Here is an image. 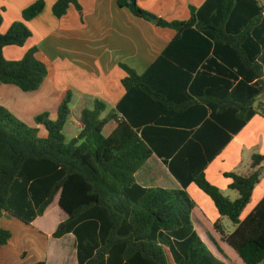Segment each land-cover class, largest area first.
I'll return each instance as SVG.
<instances>
[{
  "label": "trees",
  "instance_id": "obj_1",
  "mask_svg": "<svg viewBox=\"0 0 264 264\" xmlns=\"http://www.w3.org/2000/svg\"><path fill=\"white\" fill-rule=\"evenodd\" d=\"M119 4L138 17L156 18L159 26L176 30L175 38L142 75L121 64L128 74L123 80L126 95L116 108L96 100L94 108L83 110L82 130L70 141L64 130L70 120L71 92L55 117L50 112L35 117L46 128V137L0 105V221L15 207L17 216L30 223L60 194L68 218L54 237L76 235L80 264H169L170 257L174 264H227L194 228L196 203L187 188L195 183L220 216L235 225L228 233L221 220L215 222L224 241L245 264L264 263V198L241 218L264 173V154L253 155L248 175L225 173L237 199L226 196L205 173L256 114L264 117V104H258L264 95V6L259 0H208L200 8L191 6L189 20L167 21L136 0ZM72 5L81 9L78 0H57L54 14L61 18ZM44 8V1H36L23 11V21L13 23L4 34L0 31V85L33 92L48 77L49 67L36 58L37 48L17 61L3 54L5 47L27 42L32 31L26 22ZM2 23L0 8V28ZM145 75H197L190 91L198 99H184L175 89L170 95L160 93ZM198 75L212 77L204 80L205 91ZM142 96L153 110L139 106ZM111 120L118 126L106 136L103 131ZM152 121L169 127L141 128ZM154 153L164 158L182 188H147L136 181L135 174ZM11 238L0 223V248Z\"/></svg>",
  "mask_w": 264,
  "mask_h": 264
},
{
  "label": "crops",
  "instance_id": "obj_2",
  "mask_svg": "<svg viewBox=\"0 0 264 264\" xmlns=\"http://www.w3.org/2000/svg\"><path fill=\"white\" fill-rule=\"evenodd\" d=\"M36 1L39 0H0V8H3L1 33L8 32L13 23L23 21V11ZM42 1L45 2L44 10L26 22L32 36L23 46L5 47L3 54L7 60L17 61L30 49L37 48L36 58L48 65L49 75L41 88L33 92L23 91L13 84L0 85V105L28 126L38 127L42 137H46L48 132L43 125L36 123L35 117L44 112H50L55 117L68 92L72 93L70 120L73 110L82 114L83 110L94 108L96 100L104 101L110 108H116L127 93L123 80L128 74L121 64L144 74L163 55L177 34L172 28L161 27L152 20L136 16L127 6H120L119 0H78L81 9L72 5L61 18L53 11L57 0ZM136 1L141 8L158 18L187 21L191 17V6L200 8L208 0ZM259 1L264 6L262 0ZM168 62L174 64L175 59L170 58ZM162 63L164 62L161 61L160 64ZM145 76L150 86L160 93L170 95L175 89L184 99H198L190 91L197 75ZM198 76L199 82H203L202 90L205 91L207 88L204 80L212 77ZM141 98L139 106L143 110L148 109L150 102L143 101V96ZM259 99L264 103V95ZM149 110H153V107H149ZM68 122L64 132L70 127L73 138L77 137L82 130V122L79 121L77 125L80 126L75 128L68 125ZM108 126L110 127L107 128ZM117 126L118 121L111 120L103 133L109 136ZM144 127L169 126L152 121L142 124L141 128ZM202 152L205 156L206 150L202 149ZM258 152L264 154V117L260 114H256L235 134L208 164L205 170L207 179L226 196L237 199L239 194L229 188L231 180L225 173L250 174L252 157ZM135 178L147 188H182L164 158L155 153L135 174ZM196 187L198 186L192 183L187 188L196 203L192 211L195 230L219 259L227 264H245L235 249L217 232L215 222L221 220L228 233L234 230L226 228L225 217L220 216L212 199ZM198 198L205 201L207 206L200 205ZM263 198L264 173L241 218L245 219ZM21 211L28 214L24 207ZM17 214L18 209L10 207L1 218L2 227L12 233V238L0 248V264H35L40 261L45 264H80L76 235L68 233L60 238L54 237L59 224L68 218V214L60 206V194L55 196L43 215L30 223L23 221ZM169 264H174L171 257Z\"/></svg>",
  "mask_w": 264,
  "mask_h": 264
},
{
  "label": "rangeland",
  "instance_id": "obj_3",
  "mask_svg": "<svg viewBox=\"0 0 264 264\" xmlns=\"http://www.w3.org/2000/svg\"><path fill=\"white\" fill-rule=\"evenodd\" d=\"M262 3L264 4V0H262ZM258 104L261 103L262 101L259 99L258 100ZM264 104V103H263ZM81 121V113L80 111L78 110H73L72 111V115H71V120L68 122V125H70L72 128H75L77 125V123ZM80 126V125H79ZM78 126V127H79ZM69 127V126H68ZM110 126H108L107 128H109ZM71 128L69 127L64 133H65V136H66V139L69 141L73 138V133L71 132ZM106 132H108L106 130ZM259 153V152H258ZM198 188V187H196ZM200 190V189H199ZM235 193V192H234ZM198 201L200 203V205H204V206H207L205 201L201 200L198 198ZM225 226L226 228H228L229 230L233 231L235 229V225L233 224V222L228 218V217H225ZM264 264V263H262Z\"/></svg>",
  "mask_w": 264,
  "mask_h": 264
},
{
  "label": "water",
  "instance_id": "obj_4",
  "mask_svg": "<svg viewBox=\"0 0 264 264\" xmlns=\"http://www.w3.org/2000/svg\"><path fill=\"white\" fill-rule=\"evenodd\" d=\"M152 21H153L154 23H157V22H158V20H157L156 18H153Z\"/></svg>",
  "mask_w": 264,
  "mask_h": 264
}]
</instances>
